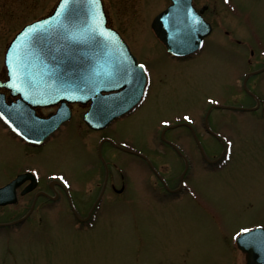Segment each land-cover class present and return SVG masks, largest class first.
<instances>
[{
  "label": "rangeland",
  "instance_id": "rangeland-1",
  "mask_svg": "<svg viewBox=\"0 0 264 264\" xmlns=\"http://www.w3.org/2000/svg\"><path fill=\"white\" fill-rule=\"evenodd\" d=\"M56 1L0 0V22L7 20L0 24V64L11 36ZM103 1L109 25L124 37L137 59L149 60L151 74L143 103L109 127L113 142L143 153L163 171L168 165L173 182L183 176L186 166L159 139L162 123L173 124L166 136L176 140L191 162L184 175L185 188L164 193L143 158L105 143L100 149L103 155L122 167L128 185L125 197L107 192L90 228L77 225L63 197L54 202L39 198L31 212L24 209L28 197L20 205L0 208V220L26 213L15 228L0 227V264H244L235 246L236 233L242 227L264 228V115L259 110L233 109L234 113L222 106L230 101L251 102L242 89L240 73L247 70L242 56L249 49L227 43L217 27L198 58L172 60L151 29L152 18L168 0ZM227 1L250 13L258 36L264 39V0ZM209 3L215 8L218 1ZM28 4L35 10L29 11ZM243 28L238 36L247 37ZM248 84L264 97V76H251ZM83 109L74 105L72 112L79 118ZM185 116L209 150L207 158L217 156V161L220 145L203 132L207 116L217 135L231 144L226 160L204 166L189 129L175 124L186 121ZM73 126L43 148H32L14 141L0 124V183L16 166L36 167L43 175L63 172L76 187H85L86 200L80 209L86 213L108 176L104 170L94 175L97 170L88 167L98 160L97 143L106 134L85 130L81 136ZM109 168L110 177L119 180L116 169ZM153 189L155 193H149ZM40 210L45 212L41 218Z\"/></svg>",
  "mask_w": 264,
  "mask_h": 264
},
{
  "label": "water",
  "instance_id": "water-1",
  "mask_svg": "<svg viewBox=\"0 0 264 264\" xmlns=\"http://www.w3.org/2000/svg\"><path fill=\"white\" fill-rule=\"evenodd\" d=\"M151 26L167 51L176 56L196 50L209 32L191 0H171ZM93 27L95 33L90 31ZM4 64L7 79L0 81V87L9 90V96L7 101L0 92V118L15 134L36 144L70 116L69 103L89 102L84 120L101 128L133 108L145 86L144 70L119 33L107 26L100 0L94 4L91 0H68L66 5L65 0H59L50 15L15 35ZM56 104L53 115H37V107ZM25 177L27 173L1 188L0 197ZM236 245L245 264H264V228L243 234Z\"/></svg>",
  "mask_w": 264,
  "mask_h": 264
},
{
  "label": "flooded vegetation",
  "instance_id": "flooded-vegetation-1",
  "mask_svg": "<svg viewBox=\"0 0 264 264\" xmlns=\"http://www.w3.org/2000/svg\"><path fill=\"white\" fill-rule=\"evenodd\" d=\"M210 1H214V0H207L205 2L199 3L198 0H191V3L193 5V7L195 8V10L197 12H201L200 14L202 15V17L209 23L210 25V33L203 39L200 48L195 51L193 54L186 56V57H173L171 55H169L168 53H166V55L172 59V60H187V59H196L198 58L202 51L205 48V44L207 41H209V38L214 35V32L216 31V28L219 27V30L217 31H221V33L227 38V43H236L238 44V46H242V47H247L249 49V53L247 56L243 55V59H242V67H244V69H247L246 71H244L243 73H241V77H242V89L243 91L247 94L249 101L253 102V105H251V102H248L246 104H242L240 101H230L229 104L226 106L224 105V107H222V109H226V110H230L232 112L235 113V111L233 109H237V112H243L245 111H251V112H256L257 110L261 111L262 114L264 115V97L260 96L259 93H257V91L254 90L253 85H251V87L249 86L248 82L250 80L251 76H264V39H262L261 36H258V33L256 31V26L254 24H252L253 22H251V15L247 10H243L241 9V7H238V5L236 3H232V2H225V1H218V4L215 5V8L212 7V5L209 3ZM169 0L168 3L161 8L164 9L168 4H169ZM105 4V2H104ZM29 5V11H34L35 10V6L33 4H28ZM51 10V8L49 10H47L43 15L41 16H35L32 19H30L27 22H24L21 27L25 24H29L33 21H35L36 19H39L40 17H44L45 15L48 14V12ZM107 18L109 20L108 14H107ZM5 19V18H4ZM7 21V20H5ZM5 21L0 22L1 23H5ZM218 21L219 24L216 22ZM247 25V27H245L244 25ZM243 26V30L246 34L247 37H241L238 36V34H240L241 31H239V28ZM216 31V32H217ZM263 40V41H262ZM223 50V49H222ZM238 54H234V56L237 58ZM240 55V54H239ZM139 62H142L145 66V70H146V74H147V80H148V90H147V94L151 85V74H150V69H149V60L148 59H144V60H140L138 59ZM5 76V68L2 64H0V78H4ZM240 76V75H239ZM238 83V82H237ZM245 86L247 88V91L245 89ZM146 94V96H147ZM146 96L144 99H146ZM218 103V102H217ZM85 109V108H84ZM129 114L125 115L128 116ZM124 117V116H123ZM121 117V118H123ZM118 118V119H121ZM117 119V120H118ZM116 122L113 121L110 125H108L107 127L103 128V129H91L89 128L84 121L82 120V114L81 116H79V118H76V116H70L69 120L67 122L64 123V125H62L54 134L53 136L48 139L47 141H45L44 143L40 144V145H32V144H26L28 147H32V148H43V146L48 143L52 138H54L55 136L58 135L59 132L63 131L64 129L68 128V126L71 124H74L73 129L74 132H76V134H80L82 136L83 131L88 130L91 132H101L104 133L106 135H104L97 143V156H98V160L92 162L91 164H88V167L93 168L94 170H97L94 175L97 173L98 175L101 173V170H104L106 173H108L107 178L103 179L102 184L98 183L99 185L101 184V186L99 187V191L97 192L96 197L93 199V202L91 203V206H89V208H87L86 213H83L81 211V207L84 205V200H86L85 197V187H76L71 180L63 173V172H56V173H50V174H42L40 173L36 167H29L28 169H20L19 166L14 167L13 172L10 175H7L6 177H2V183H0V187H3L4 185H6L8 182H10L15 176H17L20 173L23 172H31L35 175V178H29L28 180L23 181V183L19 184L18 186H16V188L14 189L13 192V196L11 193H5L1 198L0 201L2 199L8 198L9 200H11L10 198L13 197V201H9L8 203H4L3 205H0V208H5L7 206H15L16 205H20V202L22 201L23 198L28 197V199L26 200L25 203V208H27V212L28 210H30L29 212H31L35 206V204H37V200L39 198H43L44 201H57L59 200V198H64V201L66 202V206L68 207V209L70 210L71 214L73 215V217L77 220V225H81V226H88V228L93 227L94 223L96 222V218H97V214L99 212V210L102 208V203H103V199L104 195L109 192L111 194H118V195H122L125 197V194L127 192V188L128 185L126 183V179L125 176L123 174V170L122 167L119 165V162H113V161H108V159L103 155L101 149V146L105 143H109V145L113 146L116 149H119L120 151L124 152L125 154H128V146H122L119 144H115L113 141L114 140V136H112V134L110 133V130L112 128V125ZM179 124H184L189 131L191 132V136L193 138V142L194 145L196 147V149H198V152L200 153V157L202 158L203 162H204V166L206 168H209L206 166L207 163L213 164L210 160H207L205 158H207L208 153V149L202 144V141L199 137V132H195L194 129L191 128V126L193 125L192 123L187 124L184 121H179ZM190 125V126H189ZM212 124L209 125L208 123V119L206 120V123L204 122V133L205 134H209L211 136H213V138L216 139V141L219 143L218 145H220V151L221 152H225L228 148H231V144L229 142V140L224 136H218L217 135V131H215L213 129V125ZM174 128H165L162 127L159 131V139L161 140V142L164 144L163 146H165L164 148H169V150H171V152H173V155H175V157H177V159H179L180 161H183L184 165L186 166L185 172L183 174L182 177H175L173 178V182L170 181V176H169V172L171 171V168L166 165L167 169L165 171H167V174L165 175V171L161 170L159 167L156 166V163L154 164L152 161H150L148 159V157L143 158L144 159V163L149 166V168L151 169V171L153 172V174L156 176V179L158 180L157 183L155 185L159 186V189H163V192L166 193L165 190L167 191H174V190H178L180 189V187H182L183 185H186L184 179V175L185 173H187V171L190 168L191 162L189 160L188 155L181 151L180 146L178 145V143L176 142L175 139H172L170 137H167L166 134L167 132H169L170 130H173ZM108 133V134H107ZM202 135V134H201ZM14 138V141L16 142H21L18 138L12 136ZM201 144V145H199ZM116 142V141H115ZM22 143V142H21ZM24 144V143H23ZM85 144V143H84ZM215 159H217V156H214ZM186 159V162H185ZM214 159V160H215ZM210 161V162H209ZM220 163L219 159L217 161H215V163ZM206 163V164H205ZM112 165V166H111ZM161 165V164H159ZM109 167H113L116 169L117 173L119 174V180L115 179L114 177H110V168ZM107 169V170H106ZM111 173H113L111 171ZM54 177H62L63 179H55ZM6 179V180H5ZM178 180V183L175 185L176 181ZM183 181V185L182 182ZM173 184V188L170 187V185ZM28 186H30L29 191L22 193V191L27 188ZM154 187V186H152ZM156 187V186H155ZM185 188V187H184ZM158 189V190H159ZM151 194L155 193L154 189L152 190V192H149ZM163 193V194H164ZM186 194V193H184ZM12 196V197H11ZM103 197V198H102ZM27 203V204H26ZM22 204V205H23ZM17 210V209H16ZM38 213L40 214V218L41 216H45V212L40 210V212L38 211ZM26 213H23L20 216H17L16 218L12 219V220H5L4 218L0 220V227H11V228H15L17 226V223H21L24 220V217ZM25 215V216H24ZM13 217V216H12ZM78 228V227H77Z\"/></svg>",
  "mask_w": 264,
  "mask_h": 264
},
{
  "label": "snow or ice",
  "instance_id": "snow-or-ice-1",
  "mask_svg": "<svg viewBox=\"0 0 264 264\" xmlns=\"http://www.w3.org/2000/svg\"><path fill=\"white\" fill-rule=\"evenodd\" d=\"M91 2L94 4L96 2V0H91ZM225 2H227V0H225ZM68 3V0H65V5ZM60 15V13H58V16ZM69 16H71V12H69ZM91 32L95 33L96 28L93 27L91 30ZM141 69H144V65L141 64L139 66ZM185 120H188L189 118L187 116L184 117ZM166 123V122H165ZM55 179H63L62 177H54ZM252 231V229L246 228V227H242L239 232L236 233V236L234 237V239H238V241L240 240V238L243 236V234L245 233H250Z\"/></svg>",
  "mask_w": 264,
  "mask_h": 264
},
{
  "label": "bare ground",
  "instance_id": "bare-ground-1",
  "mask_svg": "<svg viewBox=\"0 0 264 264\" xmlns=\"http://www.w3.org/2000/svg\"><path fill=\"white\" fill-rule=\"evenodd\" d=\"M171 127V126H170Z\"/></svg>",
  "mask_w": 264,
  "mask_h": 264
}]
</instances>
